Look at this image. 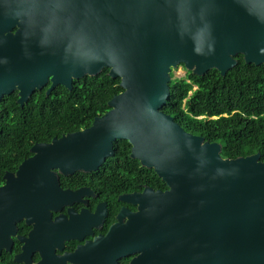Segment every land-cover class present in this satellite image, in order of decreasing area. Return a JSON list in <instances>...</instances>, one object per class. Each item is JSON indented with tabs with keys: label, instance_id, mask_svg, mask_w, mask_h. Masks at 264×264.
I'll return each instance as SVG.
<instances>
[{
	"label": "water",
	"instance_id": "95a60500",
	"mask_svg": "<svg viewBox=\"0 0 264 264\" xmlns=\"http://www.w3.org/2000/svg\"><path fill=\"white\" fill-rule=\"evenodd\" d=\"M264 64V0H0V100L109 68L123 91L89 127L37 142L0 185V253L17 222L60 193L57 173L92 172L131 144L130 157L168 185L150 193L143 235L168 242L163 255L192 247L196 264H264V161L224 158L222 145L186 131L162 110L172 69L203 76ZM151 245L148 244V247ZM16 260H19L16 257Z\"/></svg>",
	"mask_w": 264,
	"mask_h": 264
},
{
	"label": "trees",
	"instance_id": "16d2710c",
	"mask_svg": "<svg viewBox=\"0 0 264 264\" xmlns=\"http://www.w3.org/2000/svg\"><path fill=\"white\" fill-rule=\"evenodd\" d=\"M236 57L237 65L225 76L211 69L203 76L188 70L184 77L174 78L172 71L170 94L162 110L186 131L221 143L224 158L260 153L264 161V64H248L242 54ZM48 86L36 90L23 106L15 93L1 99L0 185L7 171H15L31 155L33 144L89 127L110 109L109 100L123 91L120 78H112L109 68L75 79L71 89L58 85L47 95ZM114 151L98 169L108 180L121 182L128 171L139 169L143 178L159 179L153 169L130 157L127 140H116ZM0 264L17 263L4 253Z\"/></svg>",
	"mask_w": 264,
	"mask_h": 264
},
{
	"label": "flooded vegetation",
	"instance_id": "af4514ba",
	"mask_svg": "<svg viewBox=\"0 0 264 264\" xmlns=\"http://www.w3.org/2000/svg\"><path fill=\"white\" fill-rule=\"evenodd\" d=\"M13 93L17 101L18 92ZM55 171L60 193H51L30 209L28 220L17 222L10 250L2 248L0 255L8 253L17 264H196L192 247L163 255L168 242L155 244L143 235V210L150 196L144 189L169 188L157 174L159 179L149 181L143 169L128 171L115 182L98 169Z\"/></svg>",
	"mask_w": 264,
	"mask_h": 264
},
{
	"label": "rangeland",
	"instance_id": "374dc122",
	"mask_svg": "<svg viewBox=\"0 0 264 264\" xmlns=\"http://www.w3.org/2000/svg\"><path fill=\"white\" fill-rule=\"evenodd\" d=\"M172 71L174 78H180V77H184L188 70L185 68L184 65L180 64L178 65V67L172 69Z\"/></svg>",
	"mask_w": 264,
	"mask_h": 264
}]
</instances>
